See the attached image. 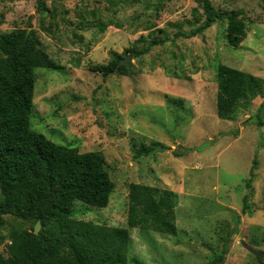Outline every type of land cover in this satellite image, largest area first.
<instances>
[{"label": "rangeland", "instance_id": "rangeland-1", "mask_svg": "<svg viewBox=\"0 0 264 264\" xmlns=\"http://www.w3.org/2000/svg\"><path fill=\"white\" fill-rule=\"evenodd\" d=\"M210 1L242 11L240 46L228 44L226 21L176 37L203 22L193 16V9L202 13L195 0H42L43 16L38 0H0V33L34 30L63 67L35 70L30 128L81 153L100 151L114 183L107 207L76 201L73 216L127 227L131 184L176 194L170 232L129 230L130 264H205L221 251V264H259L241 240L264 252V98L238 109L233 121L216 114L219 64L264 80V0ZM100 24L109 26L102 32ZM149 34L167 40L132 56L128 75L90 70L111 53L124 59L128 49H143L148 39L137 40ZM143 144L153 151L136 157ZM31 226L4 216L0 252L8 257Z\"/></svg>", "mask_w": 264, "mask_h": 264}, {"label": "trees", "instance_id": "trees-1", "mask_svg": "<svg viewBox=\"0 0 264 264\" xmlns=\"http://www.w3.org/2000/svg\"><path fill=\"white\" fill-rule=\"evenodd\" d=\"M38 1V11L43 16L47 9L42 0ZM195 1L202 13L193 9V16L197 22L203 17V22L188 33H177L176 37L193 38L226 21L228 44L240 46L247 33L240 17L242 11H222L215 9L210 0ZM108 26L99 25L102 32ZM146 38L148 45L143 49L134 46L127 50L133 58L149 53L152 46L167 40L149 34L137 41L145 42ZM120 60V55L111 53L107 64L92 66L90 70L106 78ZM38 68L63 67L42 49L34 30L15 28L0 33V228L4 216L32 225L30 230H20L21 241L8 246V257L0 252V264H130L129 230L140 227L170 232L176 194L131 184L127 227L76 219L73 216L76 201L105 208L114 183L100 151L81 153L76 148L58 145L30 128ZM117 72L129 74L124 65ZM216 84V114L222 120L233 121L238 109L247 108L256 98H264L263 79L227 65L217 66ZM258 110L264 111V102ZM153 149L143 144L136 150V157L148 155ZM250 176L253 179V170ZM247 199V196L243 199L244 212L250 209ZM248 215H252L251 211ZM38 221L41 229L34 234ZM224 254L221 251L213 255L205 264H221ZM256 257L259 264H264V252Z\"/></svg>", "mask_w": 264, "mask_h": 264}, {"label": "water", "instance_id": "water-1", "mask_svg": "<svg viewBox=\"0 0 264 264\" xmlns=\"http://www.w3.org/2000/svg\"><path fill=\"white\" fill-rule=\"evenodd\" d=\"M132 53H129L124 59L120 60L115 68V70L112 72V74H115L118 70V67L121 66V65H124L127 67V70H128V73L130 72V59L132 58ZM40 228H41V224L40 222L38 221L35 225H34V229H33V232L34 234H38V232L40 231ZM241 245L242 247L247 250L249 253L253 254L254 256H261V253L250 247L249 245H247L243 240H241Z\"/></svg>", "mask_w": 264, "mask_h": 264}]
</instances>
